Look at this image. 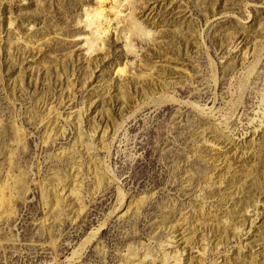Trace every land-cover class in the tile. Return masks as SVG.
Masks as SVG:
<instances>
[{
  "label": "rangeland",
  "instance_id": "obj_1",
  "mask_svg": "<svg viewBox=\"0 0 264 264\" xmlns=\"http://www.w3.org/2000/svg\"><path fill=\"white\" fill-rule=\"evenodd\" d=\"M107 1L0 0V264H264V0Z\"/></svg>",
  "mask_w": 264,
  "mask_h": 264
},
{
  "label": "bare ground",
  "instance_id": "obj_2",
  "mask_svg": "<svg viewBox=\"0 0 264 264\" xmlns=\"http://www.w3.org/2000/svg\"><path fill=\"white\" fill-rule=\"evenodd\" d=\"M99 1V7L98 9H95L93 11V16H91L90 13H87L86 12V21H85V27L87 29V32H91V36L93 37V39H88V37H86V46H88V53L90 55L98 52V45L95 44V42H100L101 44L104 43V39H102V35H107V31L102 29L101 28V22L102 20H106L108 19L106 17V10L104 9V6L105 4L108 2L107 0H98ZM135 0H129V3L132 7L135 6ZM116 17H118L120 15V12H114V10L112 11ZM90 16L92 17L90 19ZM133 14H131V19H133ZM137 35H143L142 37H146V38H151L152 35L151 33H148L146 32L142 25H140L139 23L135 24L134 28H132V30L130 31L129 35H131V37H127V40H128V45H127V49H128V52L133 55V56H137V50L135 48V46L133 45V38ZM260 47L258 49V54H259V58L258 60L256 61V63L252 66V68L249 70L248 72V77L245 79V83H248L249 82V79L250 77L255 73V71L257 70V67L259 66V64L261 63V60H262V57L264 56V40L262 43L259 44ZM1 53V52H0ZM126 71V67L125 68H120L118 70V75H121L123 76V74L125 73ZM145 78V77H144ZM144 78H140V80L142 81ZM242 82V83H243ZM162 92H158V91H155L153 93V96H152V100H149L147 102L148 105H150L151 103H162L164 101H174V103H182V104H187L184 102V100H180L178 99L176 96H172L170 94H161ZM147 104H145L143 107H141L139 110V112L141 111V109H143L145 106H147ZM200 110V109H199ZM202 110V109H201ZM207 110V109H206ZM203 111V110H202ZM207 112V111H206ZM138 113V111H136V114ZM204 113V111L202 112ZM135 115V114H134ZM120 193V197H121V200L119 198V201L120 202V205L122 208L123 206V202H124V194L122 191L119 192ZM119 211V210H118ZM116 212L114 211V213L112 212V214L110 216H113ZM108 220H105L104 223L100 224L96 229H94L90 235L88 236V238L86 239V241L83 243V245L88 241H92L98 234L99 232H101V230L107 225ZM74 254V253H73ZM76 254V253H75ZM71 259V258H70ZM72 259H73V256H72ZM71 260H68V261H72Z\"/></svg>",
  "mask_w": 264,
  "mask_h": 264
}]
</instances>
